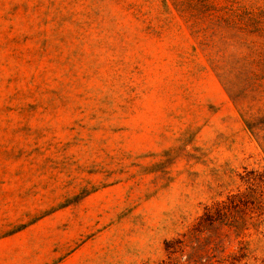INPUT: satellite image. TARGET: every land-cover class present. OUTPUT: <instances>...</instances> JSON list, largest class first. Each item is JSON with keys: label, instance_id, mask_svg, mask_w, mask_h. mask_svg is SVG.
<instances>
[{"label": "rangeland", "instance_id": "1", "mask_svg": "<svg viewBox=\"0 0 264 264\" xmlns=\"http://www.w3.org/2000/svg\"><path fill=\"white\" fill-rule=\"evenodd\" d=\"M257 110L264 0H0V264L167 259L264 172ZM259 184L226 251L264 257Z\"/></svg>", "mask_w": 264, "mask_h": 264}, {"label": "trees", "instance_id": "2", "mask_svg": "<svg viewBox=\"0 0 264 264\" xmlns=\"http://www.w3.org/2000/svg\"><path fill=\"white\" fill-rule=\"evenodd\" d=\"M249 117L251 119L244 120L246 127L264 152V133L261 132L264 130V110H257L256 114ZM241 178L245 189L228 195L226 200L206 206L189 231L165 242L167 259H162L156 264H264V257L252 255L253 250L249 248V242L246 240H239L236 249L226 251L217 232V228L223 225L239 228L238 225L241 223L235 220L231 209L239 207V203L244 204L248 196L252 195L251 192L260 197L256 196V201L260 207L262 205L263 190L259 183L264 182V172L249 170ZM256 215V231L262 234L263 230L258 231V228L261 226L264 229V211ZM239 218L242 220V226L245 225V216ZM257 240L263 242L262 238Z\"/></svg>", "mask_w": 264, "mask_h": 264}]
</instances>
